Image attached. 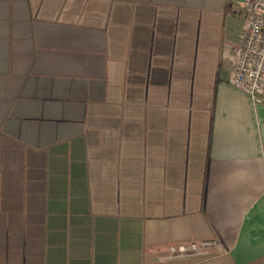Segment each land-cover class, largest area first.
I'll return each instance as SVG.
<instances>
[{"label": "crops", "instance_id": "1", "mask_svg": "<svg viewBox=\"0 0 264 264\" xmlns=\"http://www.w3.org/2000/svg\"><path fill=\"white\" fill-rule=\"evenodd\" d=\"M239 1L0 0V264H264Z\"/></svg>", "mask_w": 264, "mask_h": 264}, {"label": "built area", "instance_id": "2", "mask_svg": "<svg viewBox=\"0 0 264 264\" xmlns=\"http://www.w3.org/2000/svg\"><path fill=\"white\" fill-rule=\"evenodd\" d=\"M246 13L243 38L235 49L229 83L248 94L255 103L264 102V0H241ZM216 241H192L168 246L167 258L206 256Z\"/></svg>", "mask_w": 264, "mask_h": 264}]
</instances>
